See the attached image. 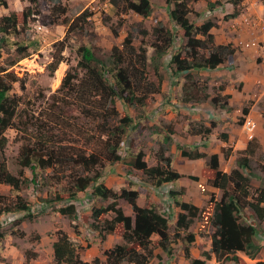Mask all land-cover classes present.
Listing matches in <instances>:
<instances>
[{
    "label": "trees",
    "instance_id": "trees-1",
    "mask_svg": "<svg viewBox=\"0 0 264 264\" xmlns=\"http://www.w3.org/2000/svg\"><path fill=\"white\" fill-rule=\"evenodd\" d=\"M170 6L167 9L169 18L173 21L174 28L170 29L158 22L152 28V41L149 48L152 53L148 54V47L141 40L133 44V36L128 33L121 42V47L112 46L110 51L100 56L89 46H80L74 68L64 75L56 93L52 94L43 104L36 106L32 113L17 110L20 98L9 95L12 83L17 80L6 68H0V184L10 185L16 195L14 198L0 193V216L7 212L24 211L30 217V205L17 193L21 186L28 182L35 183V175L39 170L45 171L51 168L49 175L55 181L65 180L67 197L55 195L54 198H46L44 206L52 205L55 213L62 214L71 219L70 226L78 236L80 234L76 223L77 213L74 200L80 193H86L91 188V226L100 232H113L117 225L122 226L124 244H116L114 247L104 250L105 261L98 257L91 261L82 260L78 254L81 248V240L76 235H68L60 229L58 223H54L56 239L52 243L53 260L56 264H148L156 254L154 250L159 247L168 257L172 255L170 246L171 238L168 233V222L172 218L173 204L179 207L175 221V237L180 236L179 230L189 229L194 219L199 218L203 224L200 227L206 229L210 239V251H204V259L193 258L188 248L184 249V258L190 264H206V259L214 254L220 264L223 260H230L238 264L237 252H243L253 259L260 250V245L255 237L260 234L254 223L240 221L239 215L244 210L254 213L258 221L264 220V188L257 190L256 194L249 197L250 179L245 176L241 168H249V159L243 156L238 159V167L229 172L218 169V155L201 152H191L178 148L181 155L189 159L208 156L206 162L208 169L213 173L210 182L213 187L221 190L218 199L210 195L206 206L198 207L186 202L178 195L184 193L183 186L180 190L175 182L182 175L171 169V158L164 156L165 144L169 142L172 134H166L163 144L158 148V159H162L163 165L147 166L144 159V151L134 150L126 146L125 138L130 131L139 127V122L126 111L116 107L117 100L124 104L144 106L152 95L161 91L164 80L162 67H169L172 72L183 73L185 81L180 90L181 105L187 103L198 104L202 102L200 96H196L192 89L206 88V82L195 81L191 78L193 71L204 68L215 69L223 63L228 56L234 53L230 44H217L214 34L210 31L213 27L211 21L201 25H194L188 18L192 12L189 5L198 0H166ZM235 1V0H234ZM30 5L23 11V23L26 18L36 14L43 25L58 23L65 8L60 4H53L48 13H42L37 6L38 0H29ZM116 13L132 11L142 17H147L152 12L150 0H109ZM209 7L213 6L210 0L206 1ZM5 0H0L4 5ZM172 5V7H171ZM87 11L77 15L67 26L65 37L53 42L52 59L48 63V69L53 72L63 59L62 52L66 47V35L79 29H83L87 22ZM14 13L0 17V49L5 53L10 52V34L16 27ZM179 29L183 31L185 38L184 54L181 51L171 55V46L177 38ZM114 36L118 35L116 27L110 26ZM142 34L147 35L143 29ZM19 51L27 50L26 45L19 44ZM171 55V56H170ZM170 56V58H168ZM168 59V62H166ZM13 63V62H12ZM152 69L155 79H150L148 70ZM169 76V75H167ZM22 88L24 86L21 85ZM225 86L219 87V92L210 98L214 106L226 107L229 94L223 93ZM33 106V105H32ZM248 108H243L247 113ZM264 117V115H263ZM86 122V123H85ZM90 122V125H86ZM215 124L212 122L211 127ZM28 127H31L30 130ZM14 129L17 133H23L18 162L21 170L18 175L12 174L6 165L5 146L7 137L4 132ZM154 134V128L149 127ZM210 127L199 126L191 128L192 134H205ZM226 140L227 135L223 133ZM253 141L247 143L244 151L251 155L253 150L249 147ZM122 167L121 173L128 182L116 192L107 187L101 179L99 169L104 163ZM27 168L32 173L31 178L24 176L23 169ZM207 170V169H205ZM204 170V171H205ZM143 172L147 176L137 177L144 179L157 188L163 190L166 201L161 210L150 201L144 206L137 204L138 191L136 178L133 173ZM132 172V173H131ZM130 177V178H129ZM196 179L195 176H189ZM103 180V179H102ZM131 182L132 186H128ZM200 186V185H199ZM205 191L203 186H200ZM64 204H59V200ZM118 199L125 200L134 214L133 220L126 215L118 206ZM109 200L107 204L106 201ZM42 203V202H41ZM109 216V217H108ZM20 223V218L14 220ZM199 230V231H200ZM13 234L23 237V230L3 229L0 220V248L5 235ZM156 234L158 242H153L151 236ZM264 240V231L261 232ZM185 239L187 244L194 241V233H189ZM45 254L27 251L26 262L30 258L43 259ZM1 263V255H0ZM159 264V263H158ZM261 264V262H259Z\"/></svg>",
    "mask_w": 264,
    "mask_h": 264
},
{
    "label": "rangeland",
    "instance_id": "rangeland-1",
    "mask_svg": "<svg viewBox=\"0 0 264 264\" xmlns=\"http://www.w3.org/2000/svg\"><path fill=\"white\" fill-rule=\"evenodd\" d=\"M206 1L198 0L189 3L192 9V12L188 14L189 20L194 25L211 21L213 27L210 31L214 34L215 43H228L235 51L221 63L220 67L217 68L218 70L215 69V72L208 68L193 71L191 75L193 80L206 82V88L192 89L197 97L200 96L202 102L198 104L189 102L185 106L181 105L178 101L182 94H180L181 87L175 86L177 84L174 82L177 81L171 78L172 74L169 67L161 68L164 75L161 86L165 91L152 95L144 106L124 104L118 100L116 102V107L119 110L123 109L133 118V121L139 122L137 123L139 127L128 133L124 143L126 146H131L135 151H144V159H147L148 167L164 166L162 159H158V148L163 144L164 136L170 134V129H172L171 135L176 140L171 137L172 140L164 143L166 150L163 154L170 157L172 161L174 160L175 167L172 164L171 169L184 173L182 176L185 183L177 186V188L180 187L181 190L183 186L184 189L188 188V192L185 194L184 190V196L180 194L178 198L184 199L186 196L184 200L189 199L186 202L198 207L206 206L210 195L218 199L221 190L213 187L210 182L213 173L206 164L208 156L195 160L182 157L178 148V145L181 144L179 140L190 144L191 147L186 146L185 149L191 152H207V155L219 154L218 169L221 171H229L238 167V159L247 156L249 168L239 167V169L250 179L248 198L254 196L257 190L264 188V0H210L213 3L212 7H209ZM57 3L65 8V12L58 23L48 25L41 24L36 14L26 18L23 23V11L30 5L29 0H5V4L0 5V17L12 13L16 16V27L9 37L10 52L5 53L0 49V68L4 67L6 72H11L16 76L17 80L12 83L9 95L19 97L20 102L17 110L28 112V114L32 113L31 110H35L36 106L43 105L52 94L56 93L66 72L74 68L78 58L76 51L80 46H89L97 54L103 56L110 51L112 46L121 47L123 38L130 33L134 38L133 44L142 40L148 47L147 50L150 55L152 53V49L149 48L152 41V28L158 22L170 29L174 28V31L176 28L168 16L167 9L170 6L166 0H151L152 12L147 17H142L132 11L116 13L109 0H38L36 8L42 13H48L49 8ZM85 11L88 14L87 22L83 29L66 35L67 45L62 52L63 59L56 70L51 72L47 65L52 59L53 42L63 39L68 24L77 15ZM111 25L116 27L117 36L111 32ZM143 29L147 30V35L142 34ZM176 32L177 38L171 46V55L177 51L184 54L185 38L183 31L180 29ZM19 44L26 45L27 50L19 51ZM245 73L249 74L248 77H244ZM148 74L150 79H155L151 68H149ZM175 78L181 83V86L186 82L184 75ZM242 78L245 81H241ZM222 84L225 86L223 93L230 95L227 100L228 104L226 107L214 106L210 102V98L219 92V87ZM243 108H250L249 111L251 110V112L245 114ZM246 119L255 122L254 136L251 139L247 137L243 129V123ZM212 122L215 124L213 127H211ZM86 125H90V122H87ZM203 125L211 128L208 133L190 136L189 131L192 127L196 128ZM149 127L154 128V134L151 133ZM30 128L28 127L29 130ZM223 133L226 135L230 133L238 141V146L235 149L224 145ZM4 134L7 137L5 146L7 168L12 174L18 175L21 170L18 154L21 141H24L22 140L24 134L17 133L10 128L5 130ZM246 141H253L249 147V150H253L251 155H247L244 151ZM181 147L183 148V146ZM51 170V168H47L45 171L38 169L35 175V183L23 184L17 193L29 203L30 217L24 211L7 212L0 216L3 229L7 231L11 229L23 230L28 236L32 248L35 239L39 236L44 238L43 247L49 248L52 245L57 230L53 225L54 223H58L60 229L66 231L68 235H76L70 226V218L55 213L52 205L44 206L46 204L44 200L54 198L56 194L67 197L66 181H55L50 178ZM99 171L103 175L101 181L116 192H119L127 184L123 185V178L126 177L121 175L124 173L122 167L112 166L106 162ZM23 172L27 178L33 176L27 168H24ZM108 172H111L112 178H106L105 173ZM190 175L195 176L196 179L190 178ZM133 176L137 182L135 187L140 185L138 201L144 206L147 201L144 196L148 197L145 195L144 187L146 186L143 183L144 179L137 177L147 175L140 171V173H133ZM199 185L203 186L205 191H202ZM128 186H132L131 182ZM90 191L91 188H88L86 193H80L74 200L77 213L76 223L80 232L76 236L82 242L78 254L82 260L91 261L98 257L100 261L104 262V250L112 248L116 244H124L125 241L122 237L121 225H117L116 229L110 233H99V230L92 228L93 220L89 198L91 195L88 193ZM0 193L11 198L16 195L11 186L6 184L0 185ZM157 195L159 197H155L156 208L161 210L164 205L165 193L158 189ZM149 200L151 201V199ZM108 202L109 200L105 204ZM117 202L123 212L133 220L134 214L129 204L123 199H118ZM64 203L63 199L59 200V204ZM147 203L149 202L147 201ZM176 208L178 214L179 207L173 204L172 215ZM177 214L174 213L172 217L175 220L171 219L168 222L172 255L167 257L159 247H156L154 250L156 256L152 257L148 264H190L184 258L186 247L193 258L204 259L203 252L206 251L205 247L210 245V239L205 228L200 230L203 222L199 218L194 219L189 229L179 230L180 236L175 237L174 227ZM239 217L241 222L254 223L257 226L260 234L255 239L260 245V250L253 259L243 252H237L238 264H259V262L264 264V240L261 239V232L264 231V220L258 221L254 213L247 209ZM18 218H20V223L15 224L14 220ZM189 233H194V241L187 244L184 238ZM12 236L16 235L9 233L5 235L4 247L7 246V243L11 244L12 240L15 239ZM151 238L153 242H158L159 238L156 234H153ZM30 243L24 242V245L29 246ZM208 250L210 251V248ZM43 252H45L44 249ZM210 259H206V264H219L212 253ZM1 264L9 263L8 260L1 259ZM121 264L132 263L123 262ZM220 264L235 263L225 259Z\"/></svg>",
    "mask_w": 264,
    "mask_h": 264
},
{
    "label": "crops",
    "instance_id": "crops-1",
    "mask_svg": "<svg viewBox=\"0 0 264 264\" xmlns=\"http://www.w3.org/2000/svg\"><path fill=\"white\" fill-rule=\"evenodd\" d=\"M151 1V0H150ZM141 16V15H140ZM178 31H180V29L178 30ZM251 52V51H250ZM221 65V64H220ZM220 65H218V67H220ZM245 66V65H244ZM252 66H253V64H252ZM217 67V68H218ZM217 68H215V69H217ZM240 68V67H239ZM205 69V68H204ZM215 69H213V71L215 72ZM218 70V69H217ZM240 71H242V69H239ZM179 75L181 76V75H184L183 73H175V72H172V77L171 78H173V79H175L177 82H174V84H177V85H175V86H179V88L181 87V83L180 82H178V80L175 78V77H179ZM248 73H245L244 74V77H248ZM170 77V76H169ZM241 81H245V79L244 78H242L241 79ZM174 87V86H173ZM169 88V87H168ZM161 91H165L164 90V88H162V86H161ZM167 93H168V89H167ZM186 105V104H185ZM184 105V106H185ZM166 106V105H165ZM168 106V105H167ZM169 107V106H168ZM168 109V108H167ZM169 109H170V107H169ZM250 109V108H249ZM249 109H248V112H251V110L249 111ZM248 112H247V114H248ZM261 115V114H260ZM260 118H261V116H259ZM204 126V125H203ZM190 130V129H189ZM189 133L191 134H189L190 136H194V135H198V134H192L190 131H189ZM260 134V133H259ZM201 135V134H200ZM247 135V134H246ZM254 136V135H253ZM171 137H172V135H171ZM222 137H223V134H222ZM248 137V136H247ZM173 138V140H176V138L173 136L172 137ZM224 138V137H223ZM253 138V137H252ZM177 140H179V139H177ZM179 142L181 143V145L183 146V148L185 149V147L187 146L188 148H190L191 146H190V144H188L187 142H184L183 140H179ZM224 143V145H227V146H229V147H232L233 149H235V147H237L238 146V141L229 133V134H227V138H226V140H225V142H223ZM247 141H246V143H245V147L247 146ZM243 147V146H242ZM174 148H175V146H174ZM242 149V148H241ZM174 150V149H173ZM201 153H207V152H201ZM214 154V153H213ZM215 154H217V153H215ZM181 155V154H180ZM218 155V160H219V154H217ZM182 157H184V156H182ZM186 158H188V157H186ZM196 159H202L201 157H199V158H196ZM146 160V162H147V159H145ZM193 160H195V159H193ZM173 164V166L175 167V163H174V160L172 161V159H171V165ZM177 168H179V167H177ZM176 169V168H175ZM200 170H201V167H200ZM231 170V169H230ZM229 170V171H230ZM222 171H224V172H229V171H226V170H222ZM177 172L178 173H180L181 175L182 174H184L183 172H180V171H178L177 170ZM193 174H195V173H193ZM111 172H108V173H105V176H106V178L108 179V178H112L111 177ZM113 175H117V174H113ZM189 175V174H188ZM197 175V174H196ZM120 177H123V176H120ZM119 177V178H120ZM124 179V183H123V185H125L126 184V182H128V180L126 179V178H123ZM173 182H175V184L177 185V186H180V185H182V183H185L184 181H183V176H181L180 178H178L176 181H173ZM144 183V185L146 186V187H144V189L146 190V192H145V195L146 196H148L150 199H151V201L156 205V203H157V201L155 200V197L156 196H158L157 195V191H158V188L156 189V190H154V186L152 185V184H149V183H147V182H143ZM205 183V182H204ZM1 185V184H0ZM140 186V185H139ZM139 186H137L135 189L138 191V193H139ZM187 192H188V188H185V194H187ZM184 196V195H183ZM159 197V196H158ZM186 197V196H185ZM185 197H184V199H185ZM138 198H139V195H138V197H137V204L139 205V206H142L141 205V203L138 201ZM144 198H146L145 196H144ZM184 199H182V200H184ZM167 199H166V197L164 196V201H166ZM189 200V199H188ZM188 200H186V201H188ZM185 201V200H184ZM160 202V201H159ZM177 207V206H176ZM180 210V209H179ZM173 212L175 213V214H177V208H176V210L174 209L173 210ZM174 213H173V215H174ZM175 220V219H174ZM12 237H15V239H13L12 240V242H11V244L10 243H7L6 245V247H4V241L2 242V245H1V248H0V255H1V259L2 260H4V259H6V260H8V263L9 264H56L55 262H54V260H53V248H51V246L52 245H50L49 246V248H45V247H43V240H44V238H43V236H39V238H37V239H35V242H34V247L32 248V245H31V243H30V241H29V238H28V236L25 234L23 237H18L17 235L16 236H12ZM54 237H55V235H54ZM56 239V237L54 238V240ZM37 240V241H36ZM24 242H28V243H30V245L29 246H27V245H24ZM54 242V241H53ZM52 242V243H53ZM209 246V247H208ZM210 248V245H207V248L205 247V249H206V251H209L208 249ZM43 249H44V251L45 252H43ZM27 251H33V252H36V253H38V254H42V253H44L45 254V257L43 258V259H34V258H30L27 262H26V260H25V254H26V252ZM211 260V259H210ZM1 264V263H0Z\"/></svg>",
    "mask_w": 264,
    "mask_h": 264
},
{
    "label": "built area",
    "instance_id": "built-area-1",
    "mask_svg": "<svg viewBox=\"0 0 264 264\" xmlns=\"http://www.w3.org/2000/svg\"><path fill=\"white\" fill-rule=\"evenodd\" d=\"M243 129L245 130L248 138L251 139L254 135L255 122L250 119H246L243 123Z\"/></svg>",
    "mask_w": 264,
    "mask_h": 264
}]
</instances>
